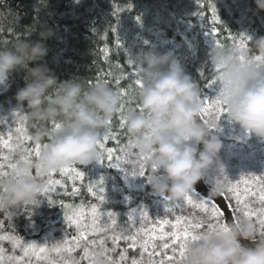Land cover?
I'll use <instances>...</instances> for the list:
<instances>
[{"label": "clouds", "instance_id": "1", "mask_svg": "<svg viewBox=\"0 0 264 264\" xmlns=\"http://www.w3.org/2000/svg\"><path fill=\"white\" fill-rule=\"evenodd\" d=\"M47 0H36L34 11L39 15ZM258 12H264V0H255ZM15 24L19 16L8 8ZM36 25L27 29V34ZM51 30L41 32L46 38ZM255 55L236 47L212 46L208 62L219 70L220 102L227 120L246 134L264 141V36L249 38ZM48 47L41 40L15 39L8 47H0V84L15 71L24 69L25 86L18 89L15 100L26 105L23 119L28 123L34 143H44L33 167L24 161V151L17 149L11 174L0 182V212L17 217L25 207L39 208L44 192V179L50 172L68 167H87L97 163L101 131L118 112L119 93L105 83L90 87L80 78L59 81L44 62ZM243 56V60L240 57ZM35 63L36 67H29ZM135 65L143 87L139 90V109L125 115V128L133 154L129 177H140L135 165L150 169L146 183L151 195L180 202L200 181L209 183L211 169H221L223 142L221 128L214 119L201 122L203 109L198 84L188 75L181 60L169 50H149L137 54ZM59 121L61 127L52 131L46 124ZM141 157H148L140 160ZM223 188L216 180L210 189ZM97 264H104L102 259ZM182 264H264V235L255 223L243 217L230 223L227 232H203L186 248Z\"/></svg>", "mask_w": 264, "mask_h": 264}, {"label": "trees", "instance_id": "2", "mask_svg": "<svg viewBox=\"0 0 264 264\" xmlns=\"http://www.w3.org/2000/svg\"><path fill=\"white\" fill-rule=\"evenodd\" d=\"M7 4L13 13L18 14L19 19L15 24L12 14L5 6L0 5V47H8L18 38L33 42L41 40L49 50L44 62L55 73L58 82L80 78L86 88L102 82L118 93L121 88L127 89L128 106L136 110L137 105L139 106L140 87L135 85V80L140 79V76H134L133 73L138 53L149 50L161 53L173 51L181 60L186 73L198 84L201 96L209 94L212 98L218 95L219 88L215 85L207 86L209 79H214L216 75L214 67L208 62V52L214 46L208 30H216L217 39L223 47H233L234 40L238 44L241 36H264V12L257 11L255 0H47L38 16L33 8L36 0H7ZM213 9L217 23H213ZM34 24L36 30L27 34V29ZM48 30L53 34L42 39L41 32ZM244 43V51L255 55L249 39H245ZM36 66L35 63L29 65ZM121 72L124 73V78L117 87L114 78L119 77ZM25 75L24 69L13 72L7 79L5 91L0 93V138L5 140L8 139L10 130L4 125L2 115L15 109L22 118L25 115L26 105L21 107L15 100L18 89L25 86ZM127 112L126 110L125 115ZM119 118L117 112L111 120V128L119 136V146L115 140H109L106 144V147L117 149L114 156H120L119 149H127L130 141L125 126L122 129L119 127ZM223 119L227 120L226 114ZM52 124H46V127L51 129ZM23 128L32 137L34 129L25 120ZM108 130L109 125L101 131V138ZM11 132L12 144L15 146V130ZM220 138L225 143L222 134ZM30 143L35 144L32 140ZM15 152L9 153L7 149H3L0 154L10 155L13 157L11 162H14ZM3 162L5 165L8 163ZM76 168L85 175L83 182L78 180L75 183V187L80 189L78 194H72L73 182L65 179L66 188L57 187L55 191L43 192L39 208L25 207L17 217L0 212V221H3L0 234H14L26 242L47 243L51 247L63 238L71 239L76 234L75 227L69 226L64 220V214L71 210L63 208V204L76 207L84 205L86 209L93 205L98 207L99 199L88 191V187L89 183L96 182L101 177L105 182V196H114L122 189L121 171L110 167L107 159L104 160L101 173L97 175L88 168ZM33 172L35 174L34 168ZM149 174L150 169L146 167L142 188L134 192L127 206L116 203L107 205L110 211L119 215L121 223H124L129 210L139 207L148 209L151 220L155 223L154 202L158 198L151 195V187L146 183L145 177ZM227 177L233 183L238 180L232 173ZM219 192L225 196L230 195L227 193V186H223ZM49 199L54 203L50 205ZM228 201L233 208V200ZM102 236L104 234L96 233L89 239L98 242ZM156 243L159 245L162 242ZM5 247L8 248L7 254H13L11 245L5 244ZM15 254H20L18 249ZM167 254H173L171 248L167 250ZM72 255L80 260V264H89L88 259H82L83 248L77 249Z\"/></svg>", "mask_w": 264, "mask_h": 264}, {"label": "snow or ice", "instance_id": "3", "mask_svg": "<svg viewBox=\"0 0 264 264\" xmlns=\"http://www.w3.org/2000/svg\"><path fill=\"white\" fill-rule=\"evenodd\" d=\"M139 19V18H137ZM218 20L215 18V9H213V23H217ZM208 34L212 37L214 46H222L217 39L216 30H208ZM245 39L248 37L241 36L240 42L237 44L234 40L233 47L239 48L244 51ZM243 60V56L240 57ZM258 61L264 60L259 56L256 57ZM129 64H132L129 61ZM140 69L136 66L134 76L139 75ZM215 78L209 79L207 86H217L219 88L220 81L217 77L218 69L214 68ZM108 75H111L109 73ZM203 75V73H201ZM124 78V73L121 72L119 77L114 78V82L119 87L120 80ZM107 82V80L105 81ZM135 85L140 88L143 87V81L141 79L135 80ZM119 95L121 97L120 107L118 109L119 113V127L122 129L125 126V111L136 110L128 106L127 100V89H119ZM203 109L201 111L200 117L203 122H208L206 117H213V119L218 122L221 116L225 113V108L220 102L219 92L215 99L209 101L207 98L201 99ZM138 109L139 106L137 105ZM17 116L19 113L16 114ZM111 121L108 122L109 130L106 131L99 144V157L97 163L104 164V160L109 161V166L117 168L121 172L128 176V173L120 167L121 161L123 163H133L130 154L127 152L126 148H120L121 156H114L117 151L116 148L106 147L109 140L117 141V146H119V136L114 129L111 128ZM61 127L60 122H54L51 126L52 131H57ZM16 134V144H12V132H9L8 139L5 140L0 138V152L3 149H7L9 153H14L17 149L23 148L25 153L24 161L25 163L31 165L35 169V173L38 175L40 172V166L36 163L42 150H44L47 145L44 143H35L32 145L30 142L32 137L28 134L27 129L23 127H17L15 129ZM27 144V147L24 145ZM131 141H129L130 146ZM13 157L10 155L0 154V182L5 180L11 174V170L14 167V163L11 162ZM141 161L148 159V157L139 158ZM115 160V163H112ZM3 161H8L7 165ZM7 168V170H6ZM56 172L48 173V179L44 184V192L55 191L56 187L66 188V180H71L73 182V187L71 192L73 195L79 193L80 189L75 187L76 181L83 182L84 173L77 169L76 167H68L61 169L59 174L66 178L65 181L53 178ZM146 173V167L139 163L140 177H144ZM136 173L133 174L135 177ZM222 176V180L219 178ZM216 183L218 185L227 186V199H234L235 206L232 208L233 220L236 221L239 217H243L247 220L258 225L260 234L264 235V175H241L239 180L233 183L227 175L224 173L223 167L220 169V174L216 178ZM105 182L104 178L101 177L98 181L89 183L88 191L96 195L97 198L103 203L105 202ZM241 185L243 187H241ZM167 200V198L165 197ZM258 202L260 204L259 208H253L252 202ZM54 202L49 199V204ZM187 204L194 209H197L205 214L210 221L207 223V227H204V220H195L193 218L185 217L183 215L175 216V223H172L168 219L157 218L154 226L152 228H147L144 226V222L149 220V214L147 210H141L138 214L135 209L132 210L128 215V221L124 223L123 227L118 224L117 214L113 212H103L98 209L95 205L90 206V209H86L84 205L76 207L75 205L63 204L62 207L65 209H70V212L64 214V220L69 226H74L76 229V234L71 237V239L63 238L56 244L49 247L46 244H37L26 242L21 240L14 234H0V264H80V260H77L72 255L77 249L83 248L82 259H88L89 264H97V256L104 257V264H123L124 261L128 259L127 252L128 248L133 250L139 248L141 250V258L131 259V264H182L186 258V248L190 241H195L199 238L200 234L203 232H209L212 234H220L227 232V223H223L222 218L224 213L220 208L211 200L207 198L194 197L188 194L183 202L171 204V206L166 208V212H173L176 209H183L184 205ZM102 217H106L101 222ZM211 221H215L212 223ZM137 224L140 227L133 232V228ZM169 227V231L165 228ZM119 228V231L116 229ZM3 229V221H0V230ZM113 230L112 243L113 248L111 250L104 246V241H99V247L101 251L96 253L93 249L97 245L96 240H90L89 237L99 232ZM123 240L127 243V247L121 250L119 254V260H113L109 255V251H115L118 247L119 242ZM9 241L12 245L13 254L9 255L6 253L5 248L2 246V242ZM161 241L159 245L156 243ZM160 250H157V249ZM172 249V255L167 254L168 249ZM19 250L20 254L16 255V250ZM151 249V250H150ZM147 255L148 259L145 260L144 256ZM177 256L179 259H177ZM154 257H161V259L156 260ZM58 258V259H57Z\"/></svg>", "mask_w": 264, "mask_h": 264}, {"label": "rangeland", "instance_id": "4", "mask_svg": "<svg viewBox=\"0 0 264 264\" xmlns=\"http://www.w3.org/2000/svg\"><path fill=\"white\" fill-rule=\"evenodd\" d=\"M7 80L4 82V84H0V93L5 91V88L7 86ZM207 98L209 101L212 99H215L216 96H212L210 98L209 94H205L204 96H201V99ZM19 113L17 116L16 114ZM224 113L223 115H225ZM223 115L221 116L220 120L218 121V124L221 128V134L225 137V143H223V147L220 152V159L222 162V167L224 169V173L226 175H229L232 173L234 176L239 178L241 175H248V174H253V175H264V141L259 140L257 137L252 136V135H246L237 125L232 124L228 120L223 119ZM3 120H4V125L8 128V130H14L17 127H23L24 125V120L18 110H10L6 114L2 115ZM205 119L211 120L213 117L209 116L206 117ZM9 132V131H8ZM229 140H233V142H229ZM233 145V147H231ZM122 155V154H121ZM120 155V156H121ZM136 157L134 155L131 156V160H135ZM133 163H123L121 161L120 167L123 168L127 173L128 176H125L124 172H121V178L123 182V186L121 190L117 191V194L114 196H105V202H101L99 200L98 202V209H100L103 212H112L110 211L107 207V205L110 204H122V205H128L130 202V199L134 192L140 191L142 188L143 184V177H129V173L131 172L133 168ZM83 170L88 168L89 170L93 171L95 175L100 174L103 165L99 163H94L92 165H89L87 167H83ZM136 171L139 172V164L135 165ZM226 169V170H225ZM220 174V169H211L209 170V183L208 187H212L213 182L216 180V178ZM55 179H60L64 181L66 178L61 176L59 172L55 173V176L53 177ZM221 180L223 179L222 176L219 177ZM44 179V184L46 183L48 179V174L43 177ZM59 187V186H57ZM56 187V188H57ZM241 187H243L241 185ZM195 194H203L204 191L202 189V183L201 181L195 185V190L192 191ZM192 194V193H190ZM158 199L154 202V209H155V219L161 218V219H168L172 223L175 220V216L177 215H183L185 217L193 218L195 220H204V226H207V223L210 221L207 218V214L192 208L191 206L185 204L183 209H176L173 212H166V208L171 206V204L179 203V202H172L169 203L168 200L165 199V197H158ZM213 197H208L210 199ZM214 199H217V197H214ZM233 202L235 203V200L232 199ZM183 202V201H180ZM252 207L253 208H259L260 204L258 202H252ZM137 214L141 210H147L148 209L144 207H139L135 209ZM222 212L224 213V219L227 225L232 223L234 220L232 218V215L228 213L224 208H221ZM132 210H129L126 213V218L124 220V223L128 221V215L131 213ZM115 213V212H113ZM149 214V212H148ZM117 219H118V224L120 227H123L124 223H121L119 220V215L117 214ZM106 219V217H102L101 222L103 223V220ZM212 223H215V221H211ZM253 223H255V220H253ZM256 224V223H255ZM144 226L147 228H152L154 226V222L151 220L150 214H149V220L144 222ZM257 228L258 225L256 224ZM140 227V224H137L135 228H133V232H135L138 228ZM166 231H169V227L166 226L165 228ZM259 230V228H258ZM116 231H119V228L116 229ZM100 235L104 234V236L100 237L101 239L98 240V243L96 247L93 249L94 252L99 253L101 251L99 247V241H104V246L111 250L113 248V243H112V234L113 230L109 229L108 231H103L99 232ZM97 233V234H99ZM260 233V230H259ZM5 244L8 246L11 245V242L9 241H4L2 242V246L7 250L8 248L5 247ZM127 247V243L123 240L119 242L118 247H116V250L109 251L108 255L113 259V260H119V254L121 250L125 249ZM12 248V245H11ZM151 250V249H150ZM136 252V253H135ZM128 259L123 262V264H131V259L134 257L136 259L141 258V250L139 248L133 250L131 248H128L127 252ZM102 259L104 262V257L103 256H97V260ZM144 259L147 260L148 257L145 254ZM154 259L159 260L161 257H154ZM35 264V262L33 263Z\"/></svg>", "mask_w": 264, "mask_h": 264}, {"label": "crops", "instance_id": "5", "mask_svg": "<svg viewBox=\"0 0 264 264\" xmlns=\"http://www.w3.org/2000/svg\"><path fill=\"white\" fill-rule=\"evenodd\" d=\"M200 120H201V117H200ZM201 122H203L201 120ZM202 183V189L204 191L203 194H195L194 192H190L198 197H201V198H207L208 197H213L210 198L209 200L213 201L221 210V208H224L228 213H230L232 215V218H233V213H232V208L230 206V203L228 201V199L226 198V196L223 194V193H220V192H211L210 191V187H208L207 183H205L203 180L201 181ZM214 197H217V199H214ZM222 211V210H221ZM223 222H225V219H224V216H223Z\"/></svg>", "mask_w": 264, "mask_h": 264}]
</instances>
